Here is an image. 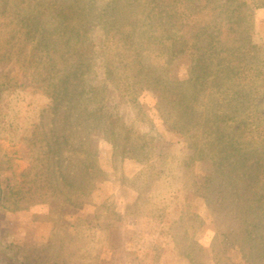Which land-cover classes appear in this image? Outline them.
<instances>
[{
    "label": "rangeland",
    "instance_id": "obj_1",
    "mask_svg": "<svg viewBox=\"0 0 264 264\" xmlns=\"http://www.w3.org/2000/svg\"><path fill=\"white\" fill-rule=\"evenodd\" d=\"M237 5L253 13L251 23L243 21L253 30L250 45L232 61L244 79L234 78L235 65L222 58L220 78L207 77L192 99L179 96L171 76L187 77L188 66L195 71V44L207 46L195 42V10L204 7L199 23L211 19L224 30L236 28L239 17L229 10ZM66 10L74 14L64 17ZM84 19L87 34L71 35ZM123 22L142 32L130 33ZM156 24L179 28V42L161 40ZM223 34L222 42L232 36ZM220 54L219 47L212 70ZM263 56L264 0H0V264H264V227L253 225L264 212L249 209L256 197L248 193L264 186V77L255 70ZM80 58L85 83L97 89L93 104L116 120L109 125L104 116L85 129L96 160L77 156L68 168L73 185L58 182L52 192L37 160L41 136L51 94ZM144 71L172 86L162 101L153 89L123 90ZM243 98L251 107L234 113ZM124 126L130 139H115ZM236 135L237 155L225 160L221 150ZM81 136L75 128L70 143ZM34 165L43 174L35 179ZM224 165L231 178L219 176ZM2 251L13 262L1 259Z\"/></svg>",
    "mask_w": 264,
    "mask_h": 264
},
{
    "label": "trees",
    "instance_id": "obj_2",
    "mask_svg": "<svg viewBox=\"0 0 264 264\" xmlns=\"http://www.w3.org/2000/svg\"><path fill=\"white\" fill-rule=\"evenodd\" d=\"M239 5L242 6V3H240ZM239 5L235 6L231 10H229L231 17H236V16L239 17V18H237L238 24H237L236 28L232 27V29H230L227 26V28L224 30H222V28L221 29L219 28L217 30L216 29L217 24L213 23L211 21V19H206V20H204L203 23H199L197 20L198 19L197 14L199 11H202L204 7H201L198 10H195V42H198V41L200 42L202 40H205L207 43V46H205V48L202 49L199 47V45L195 44V71H192L193 66L191 68L188 66L187 77L179 76V73H177V72L174 73L173 76H171V78L174 79L175 83H176L173 88L178 89L179 96H183L184 98H187V99L188 98L192 99V98L196 97V94H194V92L196 91V88L198 87L199 83H201L207 77L209 78V77H216L217 76L220 78L219 74H221L223 72V71H220V65L223 64L222 69H224L225 67L227 68V62L223 61L222 58H225L226 60L230 59L229 62L231 63L233 60H235L233 55L237 54V52L239 51L240 48L245 50V48L247 49V47H249L250 43L248 41L252 39L251 35L253 34V30L251 29V27H249V25L247 26V25L243 24V21L246 20L249 23H251V20H253V13L249 12L248 14H245L244 12L241 11ZM51 9H54V7H52ZM75 9L78 11V13L81 11V9H79V8H75ZM114 10H115V12H117L119 10V8H114ZM69 13L74 14L71 10H66L63 12V16L67 17L69 15ZM169 13L173 14V11L169 12ZM172 14H170V16H172ZM54 15H58V14H54ZM162 16H160L161 18L159 21L164 22L165 18H163ZM113 17H114V20L111 22V24L115 22L117 16L115 15ZM149 17L153 18L150 15H149ZM249 17H251V18H249ZM134 19H135L134 21H137V16H135ZM169 19L172 20L173 16ZM104 20L108 21L105 18H104ZM172 21L177 24L178 20L176 18H174ZM232 21H234L233 23L235 24V20H232ZM66 23L71 24L69 22H66ZM82 23H83L81 25L82 28L81 29L73 28L71 30V35L73 34L74 37H77V35L82 33L81 31L84 29L86 31L83 33L87 34V32L89 30L88 29L89 26L87 23H89V21L84 19L82 21ZM234 24H232V25H234ZM122 26L124 28H128L130 33L135 32V31H140V29L139 30L134 29V26H132V24H130L129 22L128 23L123 22ZM155 27H156V29H159V31L157 32L155 30L154 33L162 35L161 40H164L166 37V38H170V40L172 41V44H174V45H176L174 42H176V43L179 42V40H178L180 37L179 36V34H180L179 28H174V27L170 28L168 26V24H165V25L164 24H156ZM144 28L146 30L150 29L149 27H147V25H144L142 30ZM58 29L60 30V28H58ZM215 31H217L216 34L214 33ZM140 32H142V31H140ZM223 33H225V34L227 33L228 35L232 34V36L230 35L231 37H229V38L224 37L223 42H222L221 38H222V36H224ZM59 34H58V36H61ZM246 37H247V42L245 43ZM76 40H77L76 44H79L81 42L80 39L79 40L76 39ZM46 42H50V41H46ZM53 43H54V41H53ZM84 43L85 42L82 40V42L80 43V46L84 47ZM209 43H211L209 45L211 47H208ZM218 44H221V46H218ZM244 44H246V45H244ZM52 46H53V44H52ZM174 47H176V46H174ZM219 47L221 49L222 54H220V58L217 60L219 63L217 62V64H214L215 70H212L210 62H211V59L213 58V56L215 55L217 48H219ZM50 49L51 50H49V51H53V52L55 51L53 49V47H51ZM184 49H185V47L183 48V51H184ZM230 50H231L232 54H231V56L228 57V52ZM241 53L243 54L242 51H241ZM207 54H209V55H207ZM221 59H222V61H221ZM77 61H78V63L76 64L77 66H75V68H73V70L71 72H67L59 78V81H58L59 83L54 88L55 89L54 92L51 94V99L53 101V103L51 104V107H50L51 113L49 114L48 120H45L46 125L44 127L46 129H45V133H43V135L41 136L42 137L41 139L43 141L41 143H43V144L41 145V149H39V152L42 153L43 157H39V158H37V160H39V162H40L38 164H39L40 168L42 169L41 171L42 172L45 171L43 174L47 178L48 186L50 184V186L52 188L49 191H52V192H54L53 190H58L59 187L61 186L58 184V182H60L65 187H69V185H73L74 181L69 180V177H71V176L69 174L70 171L68 172V168H69V166L70 167L73 166V164H74L73 160H75L77 158V156L80 155L84 159H87V160L88 159H90V160L95 159V155H94L92 145H91V136H90V133L86 134L84 132V131H86L85 129H88L92 124H94L95 119L98 120L97 123H101L104 120L103 119L104 116L106 118L105 119L106 122L109 123V125L113 121L116 120V118H113L110 115V113L105 112L104 114H102L101 108L97 107V105H95V103L93 104V98L95 97L96 92L91 93V91L93 89H94L93 91H96L97 89L92 88V86H89L88 84L85 83V81H86L85 75L87 74L88 70L81 71L80 70L81 66L78 64L82 63V59L80 58ZM258 63L259 64L256 66L255 70H258V72L262 73L263 77H264V56L262 57V59H260V61ZM91 64L92 63L90 61L87 64V66L89 67ZM233 64L236 66L235 62ZM108 66L111 67L110 64ZM235 66L230 64L229 65V68H230L229 72H231V73L234 72V75H235L234 78H237L238 80L241 81V79H244V78L243 77L240 78V74L243 75V72L245 70L239 69L240 68L239 66H236V67ZM112 68H113V66H112ZM112 68H111V71H110V69L108 71L111 75L113 74L114 71H116V70H114V68L113 69ZM249 69L254 70L253 66H250ZM147 73L148 72L144 71L143 74H141V75L138 74L137 76L136 75L130 76L131 82L128 81L127 84H125V88H123V90L129 92V94H135L136 93V95H137V92L139 93V91H141V90L153 89L154 91H156V93H157L156 95L160 99L159 101H162V99H164V96H166V95H164V92L169 91L166 88H171L172 86L168 85L166 83L164 85V81H162V79H165V78L163 76L161 77L160 75H157L155 73L152 74V76H148L149 74H147ZM246 73H247V71H246ZM47 76H48V78H51L50 74H48ZM42 80H44V78H42ZM165 80L167 81V79H165ZM121 81H123V80L121 79ZM194 86H195V88H194ZM47 87H49V86H47ZM137 87H141V88L137 89ZM48 89H50V88H48ZM189 89H191V91L193 90V92L191 93V91ZM123 90H121V91H123ZM98 92H99V90L97 91V93ZM240 97H243V96H240ZM236 100L237 101H235V103L233 105L234 113L239 112L243 108L247 109V108L251 107V104H248V102H247V98L246 99L243 98L240 100L236 99ZM59 101H60V103L62 102V104H60V106L58 105ZM62 106L64 108L63 109L64 113H61L60 119L58 120V121H60V125L57 128V126L54 124L55 122H57V120L55 119L56 118L55 116H56V112L60 113V111L62 110L61 109ZM219 111L222 112V110H219ZM233 121H234V119H233ZM43 125H44V123H43ZM109 125L107 124L105 126V129L107 131L111 132L110 135H113L115 132H112L114 130H110ZM75 128H78L79 130L82 131V136H81L80 141L72 144V143H70V138H71L72 131ZM124 130L125 131H124L123 135L115 134V137H116L115 139H119V138H121L122 140L130 139V137L133 133L132 129L124 126ZM142 136L143 135H140L139 137H142ZM211 138H212V136H211ZM205 139H207V138H205ZM217 139H220V138L217 137ZM240 140H242V139H240L237 135L235 137L230 138L229 140H226V141H228L229 148L225 149V150H221L222 151L221 154L223 155V158H225V160L226 159L229 160L233 156L235 157V155H237L236 150H237V147H239L238 144L241 142ZM140 141H142V140H139V142H137V140H136L134 143L136 145H140L143 147L146 146L144 143H142ZM205 143H206L207 149H208L209 148L208 140H206ZM144 151H146V150H143L142 152H144ZM238 156H240V158L243 157L242 154L241 155L239 154ZM39 166L38 165L33 166V169H32L33 179H35L36 177L38 178L39 175H43L42 172H40L39 170H36L34 172V168H38ZM91 167H97V164H92ZM228 168H230V165H228ZM228 168L226 165L222 166L220 171H219V176H223L225 179L231 178V174L233 173V171L231 172V170ZM234 168H236V166ZM43 169H45V170H43ZM228 170H230V172ZM245 173L247 176L254 175V174H251V171L249 169L246 170ZM257 179L259 180L258 175L256 174L255 180H257ZM81 193H85V191L81 190ZM248 193H249V195H250L249 197L251 199L254 196L256 197V200L253 199L254 203H251L249 209L251 211H254V213H255L259 208V213H261V209H263V212H264V186H258L254 190H248ZM250 222H251V220H247V223H250ZM253 225H256L258 227H264V214L262 215V217H260L258 215L257 218L255 219ZM1 253L4 254L6 252L2 251ZM1 259L6 260L7 262H13V259L10 260L9 256H7L6 254H4V256L2 255Z\"/></svg>",
    "mask_w": 264,
    "mask_h": 264
}]
</instances>
